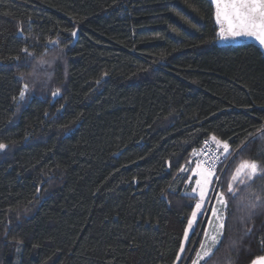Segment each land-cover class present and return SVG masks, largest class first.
Returning <instances> with one entry per match:
<instances>
[{
    "label": "trees",
    "instance_id": "1",
    "mask_svg": "<svg viewBox=\"0 0 264 264\" xmlns=\"http://www.w3.org/2000/svg\"><path fill=\"white\" fill-rule=\"evenodd\" d=\"M213 135L227 220L201 264H251L264 174L226 189L264 166L260 45L221 39L211 0H0V264H190L193 150Z\"/></svg>",
    "mask_w": 264,
    "mask_h": 264
},
{
    "label": "snow or ice",
    "instance_id": "2",
    "mask_svg": "<svg viewBox=\"0 0 264 264\" xmlns=\"http://www.w3.org/2000/svg\"><path fill=\"white\" fill-rule=\"evenodd\" d=\"M211 3L215 6V18L216 23L219 25V36L221 39L236 38V37H252L256 39L260 45L264 46V0H211ZM22 32L23 29H20ZM72 35L75 36L76 32L73 31ZM27 53V48L24 49ZM43 63V61H41ZM22 78V77H21ZM59 89H56L52 95H59ZM29 92V85L24 84L23 88L19 92L18 98H14L18 102H22L26 98V94ZM211 141L215 143L217 150H221L220 155L227 156L231 154L230 145L227 141L220 140L216 136L210 137ZM205 146L209 144V141H205ZM5 144L0 143V149H4ZM194 154L196 150H193ZM207 156V153H202ZM220 157L213 156L211 160H205L203 162H197L195 169H191L195 176V183L199 188V195L201 201H204L206 193L209 190L208 185L211 180L216 176L215 165L219 163ZM192 162L189 161V164ZM203 165H206L203 166ZM189 167L185 166L181 168L182 172L189 171ZM264 174V166H262L256 160H243L236 167L233 172L230 181L227 185V193L235 195L236 189L234 185L239 182L245 184L247 181L253 180L258 175ZM192 180L193 177H188ZM197 188H193L192 192H196ZM39 192V189H37ZM256 201H260V197L257 196ZM216 202L219 205V209L212 208V215L214 222L210 221L209 226L212 228L210 233L205 230V240L200 242L199 250H196L195 258L191 259V264H201L207 258H210L211 254L218 247L220 241L223 238L225 225H226V210L228 208V200L226 199V193L221 191L216 194ZM257 203H251L250 209H255ZM201 209V203L196 204V210ZM224 210V211H221ZM197 211H193L192 216H197ZM193 220L188 221V228L185 229L184 238L189 239V229L192 228ZM252 232L251 227L245 229V235H249ZM261 244L264 245V239L261 240ZM185 251L184 244H181L180 253ZM181 256L177 255V260H180ZM251 264H264V255L255 257Z\"/></svg>",
    "mask_w": 264,
    "mask_h": 264
},
{
    "label": "rangeland",
    "instance_id": "3",
    "mask_svg": "<svg viewBox=\"0 0 264 264\" xmlns=\"http://www.w3.org/2000/svg\"><path fill=\"white\" fill-rule=\"evenodd\" d=\"M219 151L222 152V150H219ZM225 158H226L225 159V165H226L230 161L231 158H228L227 156H225ZM225 168H222V171ZM221 179H222V177L220 178V180H216L214 178L211 180V183L208 185V189L209 190L206 193V197H205L204 201H201V198H200V195H199V188H198V186L195 183L194 188H197V191L195 193L193 192V194H195L197 196V199H198L197 203H201V209L197 211L196 207H195L194 211H197V216L196 217L191 216V218H190L191 220H193V225H192V228L189 229V239H190L192 233L194 232V230L196 229L198 220H199L201 215H203V221H202V225H201V228H200V231H199V235L202 233V231L205 232V230H208L210 233L212 232V228H210L209 222L210 221L214 222V218H213V215H212V208L216 207L217 209H219V205L216 202V194L218 193V188H219V184L221 182ZM217 183H218V185H216ZM221 211H224V210L221 209ZM187 228H188V226H187ZM204 232H203V236H202L201 241H204L206 239L205 236H204ZM189 239L185 240V238H184V240H183V244H184L185 248L187 246V243H188ZM199 248H200V246H199ZM199 248H198V250H199ZM184 252L180 253L181 258L184 255ZM190 255H191V252H190L189 256L186 257L187 259L185 258L186 261H188ZM178 262H179V260H178Z\"/></svg>",
    "mask_w": 264,
    "mask_h": 264
},
{
    "label": "built area",
    "instance_id": "4",
    "mask_svg": "<svg viewBox=\"0 0 264 264\" xmlns=\"http://www.w3.org/2000/svg\"><path fill=\"white\" fill-rule=\"evenodd\" d=\"M196 150L195 154L193 151V157L194 160L197 162H203L205 160H211L213 158V156H219L220 160L219 163H217L215 165V172H216V176L219 177V180L222 176V171H220V166H221V162H222V157L220 155V153L217 151V149L215 148L214 144L209 141V144L207 146H205V143L199 147L194 149ZM202 153H207V156L202 154ZM206 167V165H204ZM219 183V182H218ZM218 183L216 185H218Z\"/></svg>",
    "mask_w": 264,
    "mask_h": 264
},
{
    "label": "water",
    "instance_id": "5",
    "mask_svg": "<svg viewBox=\"0 0 264 264\" xmlns=\"http://www.w3.org/2000/svg\"><path fill=\"white\" fill-rule=\"evenodd\" d=\"M226 41L229 42V43L254 42V43H257V44L260 45V43L256 39H254L252 37H246V36H244V37H236V38H228V39H226ZM260 47H261L262 52L264 54V46L260 45Z\"/></svg>",
    "mask_w": 264,
    "mask_h": 264
},
{
    "label": "bare ground",
    "instance_id": "6",
    "mask_svg": "<svg viewBox=\"0 0 264 264\" xmlns=\"http://www.w3.org/2000/svg\"><path fill=\"white\" fill-rule=\"evenodd\" d=\"M216 148V147H215ZM217 149V148H216ZM218 151V150H217ZM219 153H221V151H218ZM221 157H222V162H221V166L223 167V168H225L226 167V165H225V156H223V155H221ZM221 166H220V168H221Z\"/></svg>",
    "mask_w": 264,
    "mask_h": 264
}]
</instances>
